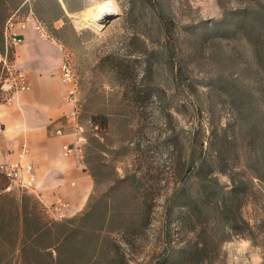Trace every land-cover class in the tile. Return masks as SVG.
I'll use <instances>...</instances> for the list:
<instances>
[{
  "label": "trees",
  "instance_id": "obj_1",
  "mask_svg": "<svg viewBox=\"0 0 264 264\" xmlns=\"http://www.w3.org/2000/svg\"><path fill=\"white\" fill-rule=\"evenodd\" d=\"M19 3L0 0V53H5L4 23L21 8ZM128 3L129 20L143 31L149 23L157 31L164 44L158 54L169 70L172 92H183L199 117L187 150L166 160L174 185L163 211L167 224L174 217L175 228L173 234L166 231L165 246L150 264H226V242L245 238L262 245L257 238L264 227L246 216L245 206L264 194V0H238L234 9L217 0L220 17L182 28L165 0ZM182 31L197 51L206 44L214 48V68L205 77L193 76L180 60ZM223 39L232 45L228 51L220 46ZM240 58L245 67L237 66ZM200 87L207 90L204 103ZM217 106L229 114L224 125L215 118ZM170 144L177 147L175 141ZM166 179L159 176L160 182ZM120 180L132 188L123 196L128 200L92 192L81 211L54 219L33 195L5 191L7 179L0 174V264H134L124 251L108 256V234L123 233L130 246L128 236L150 223L154 204L147 201V187L137 171Z\"/></svg>",
  "mask_w": 264,
  "mask_h": 264
},
{
  "label": "rangeland",
  "instance_id": "obj_2",
  "mask_svg": "<svg viewBox=\"0 0 264 264\" xmlns=\"http://www.w3.org/2000/svg\"><path fill=\"white\" fill-rule=\"evenodd\" d=\"M165 2L181 28L221 16L217 0ZM101 3L110 7V15L116 14L105 26L72 18L73 25H67L60 34L65 45L64 60L72 67L76 78L74 121L79 131L76 147L83 162L87 161L85 167L95 173L94 196L104 193L106 198L118 196L120 201H126L128 199L123 196L129 194L131 187L128 181L120 179L134 171L143 177L147 201L154 204L150 223L139 233L128 236L130 246L125 244V235L118 231L108 234L106 244L109 257H117L124 251L131 263L150 264L165 246L166 231L173 234L175 228L174 217L167 224L163 211L165 198L174 185L166 160L175 159L179 151L187 150L191 131L199 117L183 92H172L169 70L158 54L164 44L158 39L155 28L149 23L143 31L135 21L127 18L128 0H93L90 6L95 5L87 13ZM226 5L234 9L238 0H226ZM181 36L180 60L193 76L205 77L214 68L211 57L214 48L206 44L197 51L186 37L188 34L182 31ZM220 46L228 51L232 45L223 39ZM12 50L7 53L10 61ZM246 64L241 58L237 62L239 67ZM11 76L1 59L0 100L11 91ZM157 89L164 91L160 95L162 98L155 94ZM200 92L204 103L207 90L200 87ZM221 109L217 106L215 118L224 125L229 114ZM202 115L203 124H207L206 113ZM169 141H175L177 147L173 148ZM160 175L167 178L165 182L159 181ZM219 177L228 181L225 175ZM245 214L256 218L264 227V194L245 206ZM260 234L257 242L262 244L260 249L264 253V228ZM235 239L238 238L231 241ZM228 242L223 247L226 264H241L237 253L230 254L232 244L228 246Z\"/></svg>",
  "mask_w": 264,
  "mask_h": 264
},
{
  "label": "crops",
  "instance_id": "obj_3",
  "mask_svg": "<svg viewBox=\"0 0 264 264\" xmlns=\"http://www.w3.org/2000/svg\"><path fill=\"white\" fill-rule=\"evenodd\" d=\"M91 2L20 0V15L30 19L21 30L22 42L12 50L11 63L24 73L28 88H13L6 95L9 98L0 101V162L30 163L34 175L31 178L30 172L23 170L27 186L7 180L5 191L17 196L23 192L33 195L52 218L55 216L48 207L58 199L65 203L66 217L81 211L95 182L77 152L79 131L73 114L76 104L67 97L72 85L60 76L65 51L61 31L72 24V18L93 8L95 4L90 6ZM34 20L44 25L48 37L35 30ZM2 57L0 53V60ZM57 129L62 133H56ZM64 144L71 148L68 154L64 153ZM231 244L230 254L237 253L241 264H257L256 258L258 264H264V253L249 239L227 243Z\"/></svg>",
  "mask_w": 264,
  "mask_h": 264
},
{
  "label": "built area",
  "instance_id": "obj_4",
  "mask_svg": "<svg viewBox=\"0 0 264 264\" xmlns=\"http://www.w3.org/2000/svg\"><path fill=\"white\" fill-rule=\"evenodd\" d=\"M30 18L28 16L22 17L19 13V8H17L5 21L3 33H4V46L5 54L2 57L3 67L6 68L12 76L13 82L9 86L11 90L14 89H25L28 88L26 83L24 73L15 68L8 58V50L14 48L16 45L22 42V33L21 30L27 27V22ZM35 30L44 37H48L49 34L45 29L44 25L38 20H34ZM60 76L63 81L72 85L68 92V98L75 100L76 92V78L75 73L72 67L64 60L60 65ZM6 99L9 96H5ZM74 114V111H73ZM56 133H62L61 129H57ZM63 150L65 154H68L71 151V148L64 144ZM23 170L30 172V177L33 178V169L30 163L21 164L20 162H9L1 161L0 162V174L3 175L10 183L17 184L20 187H26V182L23 180ZM65 203L61 200H56L51 206L48 207V210L55 216L56 219L65 218V212L63 207Z\"/></svg>",
  "mask_w": 264,
  "mask_h": 264
},
{
  "label": "bare ground",
  "instance_id": "obj_5",
  "mask_svg": "<svg viewBox=\"0 0 264 264\" xmlns=\"http://www.w3.org/2000/svg\"><path fill=\"white\" fill-rule=\"evenodd\" d=\"M110 12V7H108L106 3H101L89 13L83 14L81 17L77 16L76 19L78 22L83 21L94 26L102 27L105 22L103 16L109 14ZM112 15H114V13Z\"/></svg>",
  "mask_w": 264,
  "mask_h": 264
},
{
  "label": "water",
  "instance_id": "obj_6",
  "mask_svg": "<svg viewBox=\"0 0 264 264\" xmlns=\"http://www.w3.org/2000/svg\"><path fill=\"white\" fill-rule=\"evenodd\" d=\"M115 15H110V14L104 15L103 18H104L105 22L103 23V26H105Z\"/></svg>",
  "mask_w": 264,
  "mask_h": 264
},
{
  "label": "clouds",
  "instance_id": "obj_7",
  "mask_svg": "<svg viewBox=\"0 0 264 264\" xmlns=\"http://www.w3.org/2000/svg\"><path fill=\"white\" fill-rule=\"evenodd\" d=\"M257 264H258V258H256Z\"/></svg>",
  "mask_w": 264,
  "mask_h": 264
}]
</instances>
